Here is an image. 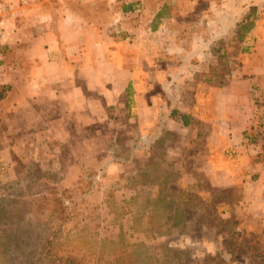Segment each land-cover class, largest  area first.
Instances as JSON below:
<instances>
[{
	"label": "rangeland",
	"instance_id": "374dc122",
	"mask_svg": "<svg viewBox=\"0 0 264 264\" xmlns=\"http://www.w3.org/2000/svg\"><path fill=\"white\" fill-rule=\"evenodd\" d=\"M192 1L201 7L206 3L222 7L230 14L235 11L237 18L250 13V7L255 8L254 17L264 16V0H127L126 5L132 7L126 13L119 10L118 21L109 29L119 38L148 32L152 15L164 9L190 18L194 22L190 26L200 29L199 11L194 14L188 9ZM231 38L230 34L217 38L214 49L221 45L224 52L208 62L206 75L225 79L230 69V54L225 51L226 45L230 48L234 44ZM125 91L116 96L114 104L103 103L91 92L96 114L86 110L77 121L66 111L63 119H54L58 113L45 111H56L59 104L43 98L37 100L40 108L26 107L0 120L4 145L0 148V203L4 199L6 209L11 207L19 215L18 229L29 231L18 258L0 259V264H47L40 249L51 232L62 233H56L55 239L62 251H82L89 256V264L101 263V258L113 259L112 253L121 246L127 264H264V259L256 256L264 249V230L245 239H230L233 256L220 261L212 257L218 253L222 236L213 229L206 234V226L195 224V220L172 229L176 206L187 216L197 211L204 218L209 216L211 205L203 202L195 206L191 201L165 204L155 200L159 191L176 190L179 176L184 199L193 190L191 178L186 174L182 177L180 172H194L197 177L201 172L192 167L165 166L167 161H179L174 153L181 152L174 126L164 120L167 111L145 123L136 117L134 90L129 87L127 94ZM225 193L236 197L233 189ZM210 220L209 224H214L213 217Z\"/></svg>",
	"mask_w": 264,
	"mask_h": 264
},
{
	"label": "crops",
	"instance_id": "0c3cea01",
	"mask_svg": "<svg viewBox=\"0 0 264 264\" xmlns=\"http://www.w3.org/2000/svg\"><path fill=\"white\" fill-rule=\"evenodd\" d=\"M190 3V13L199 11L200 29L190 26V18L164 9L152 15L148 32L119 38L109 28L119 10L132 7L127 0H0L7 87L0 120L38 106L43 98L63 109L45 111L58 113L54 119H63L66 111L77 121L86 110L96 114L91 92L114 104L130 87L136 117L143 122L171 109L186 115L184 125L164 114L180 148L194 149L192 158L199 160L194 166L209 184L233 189L235 210L264 229V163L244 141L253 113L248 87L264 82V16L256 18L243 40L234 41L236 46L226 45L230 69L225 79L210 77L217 38L233 35L241 19L235 11Z\"/></svg>",
	"mask_w": 264,
	"mask_h": 264
},
{
	"label": "trees",
	"instance_id": "16d2710c",
	"mask_svg": "<svg viewBox=\"0 0 264 264\" xmlns=\"http://www.w3.org/2000/svg\"><path fill=\"white\" fill-rule=\"evenodd\" d=\"M255 10L254 7H250V13L243 15L238 22L234 34L232 35L231 40L234 42L241 41L244 39L245 35L254 25L256 20L252 13ZM5 46L2 47V53L5 57ZM223 47L216 49L217 53H220L222 56L224 50ZM129 91V87H126V94ZM7 91L6 85H0V100ZM15 115V114H13ZM168 118H171L175 121H180L184 125L187 123L186 115L179 113L175 109H171L166 113ZM9 118V116H7ZM5 128V127H4ZM2 128V129H4ZM1 140V139H0ZM3 142L0 141V148H2ZM180 153H174L176 156H179L173 161H167L166 167H171L172 165H178L181 169L186 170V168H195L196 172H201L199 168H196L194 165L199 163V160L192 158L194 156V149L187 147L181 148ZM183 154V156H182ZM191 156V158H190ZM183 177L184 174L191 178L189 184L192 186V192L184 199L181 198L182 195V184L180 185L179 176L176 183L178 188L174 191H168L161 188L155 200L160 201L165 204H176L177 202H187L191 201L195 206L202 204L203 202L209 203L211 205V210L209 216L202 218L200 214L193 212V215L187 216L183 210H178L176 206L172 212L171 216V226L172 229L180 227L181 224H185L191 220H195L197 225H205L207 231L206 234L214 230L213 232L217 235L222 236L221 246H218V253L215 252L213 259H220V261H227L233 256V245L228 243L231 240H237L240 238H248L249 236L258 235V232L264 230L263 227L257 221L247 220L244 214H240L235 210L236 197H228L226 195L227 189H220L213 187L209 184L206 176L201 172L202 176L197 177L196 173L184 171L180 172ZM179 173V174H180ZM165 176V175H163ZM167 176V175H166ZM176 178V177H175ZM204 191V195L201 194V191ZM1 201V200H0ZM0 203V259H12L18 258L19 253L26 246L25 242L28 241L29 231L20 230L17 227L19 226L20 217L15 210H12L11 207L6 209L5 200ZM210 217H213L214 224H209L211 222ZM13 221L15 222L13 224ZM232 228V229H230ZM56 233L61 235V232H51L44 239V244L40 249V257L45 260L47 264H89V256L85 255L82 251L73 252V251H62L60 245H55ZM159 231H157V234ZM162 235V233H160ZM168 234V232L164 233ZM244 235V236H243ZM118 248V247H117ZM116 248L111 255L113 259L101 258V263L98 264H127L124 262L125 258V249L124 246H121L119 249ZM172 250H168L171 252ZM17 256V257H16ZM256 256L260 259H264V249L257 252ZM208 257V256H207ZM211 257V256H210ZM167 261H169L168 255L166 256ZM106 259L103 263L102 260Z\"/></svg>",
	"mask_w": 264,
	"mask_h": 264
},
{
	"label": "built area",
	"instance_id": "2783aa9c",
	"mask_svg": "<svg viewBox=\"0 0 264 264\" xmlns=\"http://www.w3.org/2000/svg\"><path fill=\"white\" fill-rule=\"evenodd\" d=\"M4 44L5 34L0 29V81L4 75V56L2 53ZM248 93L253 105V113L244 141L253 149L255 155L260 157L261 162L264 163V82L250 83Z\"/></svg>",
	"mask_w": 264,
	"mask_h": 264
}]
</instances>
